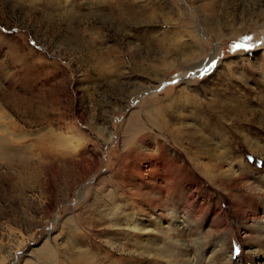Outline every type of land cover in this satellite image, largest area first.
<instances>
[{
  "label": "rangeland",
  "instance_id": "1",
  "mask_svg": "<svg viewBox=\"0 0 264 264\" xmlns=\"http://www.w3.org/2000/svg\"><path fill=\"white\" fill-rule=\"evenodd\" d=\"M262 114L264 0H0V264H264Z\"/></svg>",
  "mask_w": 264,
  "mask_h": 264
},
{
  "label": "bare ground",
  "instance_id": "2",
  "mask_svg": "<svg viewBox=\"0 0 264 264\" xmlns=\"http://www.w3.org/2000/svg\"><path fill=\"white\" fill-rule=\"evenodd\" d=\"M106 74V73H105ZM161 106V105H160ZM157 107H159V106H157ZM161 109V108H160ZM246 108L244 107L243 108V110H245ZM158 110V109H157ZM160 111V110H159ZM246 111H247V109H246ZM157 113V112H156ZM153 115V114H152ZM157 118V117H156ZM152 119V118H151ZM262 119H264V114H262ZM138 120V119H137ZM155 121H156V119H155ZM209 121V120H208ZM134 125L133 126H130V128L128 127L127 128V130H129L128 131V133L130 132V133H132V134H134L133 136H136V135H138L137 133H138V129H140L141 127H139V122L138 121H136V122H134L133 123ZM139 127V128H138ZM126 130V131H127ZM216 132V131H215ZM128 136V135H127ZM132 136V135H131ZM65 139V138H64ZM9 140V138L8 137H6V136H0V161L1 162H4V164L5 165H7V163L8 162H10V160H13L15 157H17V154H18V150H13V149H11V147L9 146V145H7L6 144V142ZM143 141V140H142ZM68 142V141H67ZM55 144H58V146L61 148V147H63V146H65V141L63 140H60V138H56L55 139V142L53 143H51V145L52 146H54ZM68 144V143H67ZM71 144H72V142H71ZM49 146V147H51L52 148V146ZM47 146V145H46ZM45 146V147H46ZM67 148V147H66ZM69 148V147H68ZM63 150V149H62ZM63 151H65V150H63ZM254 212L255 213H258V210L257 209H254ZM263 223H264V221H263ZM228 262V261H227ZM229 264V263H228Z\"/></svg>",
  "mask_w": 264,
  "mask_h": 264
}]
</instances>
